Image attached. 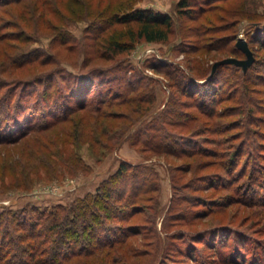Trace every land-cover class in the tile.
<instances>
[{
    "label": "trees",
    "instance_id": "16d2710c",
    "mask_svg": "<svg viewBox=\"0 0 264 264\" xmlns=\"http://www.w3.org/2000/svg\"><path fill=\"white\" fill-rule=\"evenodd\" d=\"M231 1H177L180 27H188L195 39L185 48L195 55L186 60L187 69L168 59L149 64L169 77V86L177 92L171 91L164 107L148 120L157 99L151 83L157 78L134 66H130L131 74L121 75L122 56L141 40H168L174 32L173 13L133 7L132 0H109L102 9L90 8L91 0H0V191L29 188L43 168L48 176H55L58 163L72 174L84 170L82 158L74 152L80 145L87 143L92 153L104 156L132 135L133 143L141 141L154 155L185 156L189 159L185 171L190 172L198 154H218L210 146H188L198 129L200 113L209 119L244 114L243 119L228 120L223 127L238 129L235 139H248L255 123L250 119L253 109H261L264 103V88L259 83L254 86L256 80L251 79L257 58L253 40L246 39L254 56L246 69L223 63L211 74L212 65L208 71L199 66L213 51L221 56L217 60L241 58L238 52L244 53L236 44L225 48L230 41L236 43L235 26L247 10L246 0L230 5ZM226 17L234 20L225 22ZM80 18L88 26L78 40L60 26ZM249 18L264 34V21L253 15ZM232 27L230 34L215 36ZM40 34L51 36V52L30 46ZM260 38L256 41L264 46V36ZM225 67L239 69L240 74L233 69L228 73L229 90L222 94L225 80L220 86L214 81ZM260 83L264 85V78ZM177 93L186 99L179 102L174 98ZM191 99L197 113L182 108L189 107ZM224 100L232 104L222 112L217 104ZM168 123L186 131L179 134L192 136L169 132ZM218 126L215 123L211 128ZM207 130L211 131L210 125ZM246 149L244 142L231 153L224 152L221 166L233 173L243 154H258ZM213 163L204 161L202 167ZM242 164L241 176L247 173L250 159ZM170 170H175L172 165ZM255 171L256 165L250 174ZM159 191V175L151 165L122 158L96 191L69 203L44 209H4L0 212V264H153V253L139 247L140 240L148 236L145 224L158 214ZM149 211L154 214L147 215ZM141 214L144 224L138 220ZM150 231L151 243L161 245L160 234L156 229Z\"/></svg>",
    "mask_w": 264,
    "mask_h": 264
},
{
    "label": "rangeland",
    "instance_id": "374dc122",
    "mask_svg": "<svg viewBox=\"0 0 264 264\" xmlns=\"http://www.w3.org/2000/svg\"><path fill=\"white\" fill-rule=\"evenodd\" d=\"M59 1L54 0V3ZM108 1L91 0L90 8L102 9ZM177 1L132 0L133 7L171 12L175 17L174 32L168 40L153 42L141 40L129 53L122 56L123 62L119 69L121 75L131 74L130 66H134L142 73L157 78V82L151 83L154 84L157 99L152 110L149 111L148 120L152 118V114L164 107L171 91L177 92L175 87L169 86L172 80L170 81L164 73L153 70L149 64L152 61L168 59L178 62L180 68L187 69L186 60L195 55L189 51V48H185L190 44L193 45L195 39L189 35L188 27L183 29L180 27L182 20H179L175 14ZM241 1L232 0L230 5L233 2L238 4ZM246 9V14L239 18L235 26L236 36L253 40L252 46L256 51L257 58L250 71L251 79L256 80L253 81L254 86L257 87L259 83L258 86L264 88V85L260 83V80L264 78V46L256 41L260 37L262 39L264 34L261 33L262 28L252 26L251 22L254 19L249 18L250 15H253L255 20L264 21V0H246ZM225 19V22L234 20L232 17ZM87 26V21L80 18L60 27L68 30L79 40L85 34ZM232 30H234L233 27L219 32L215 36L230 34ZM51 39L49 35L40 34L30 46L49 53L52 51ZM234 44H236L235 41H230L225 48ZM215 52H211V55L200 61L201 69L210 70L217 57H221L214 55ZM238 55L241 58L245 57L241 51L238 52ZM232 69L240 74L239 69L225 67L220 69L217 81H214L216 86H220L221 81L225 80L222 94L229 90L226 83L229 81L228 73ZM108 76H112V73H109ZM252 96L256 97L259 94L252 93ZM175 97L179 102L186 99L180 93H177ZM255 99L259 100V97ZM258 100L256 102H259ZM191 101L192 99L189 100V107L184 105L182 108L197 113L198 110L194 105H191ZM231 104V101L224 100L217 104V108L224 112ZM253 112L250 119L255 123L251 126L252 132L249 133L248 139L246 137L235 139L238 136L236 133L238 129H230L229 125H227L228 128L223 127L228 120L243 119L244 114L234 113L225 117L213 116L209 119L200 113L198 129L193 136L187 133L179 134L186 131H181L179 126L166 124L169 132L178 133L180 137L192 136L193 139H189L191 140L189 147L199 149L203 146H210L217 150L218 154L214 155H211L214 153L211 151L198 154L195 158L196 162L191 163L194 167L190 169V172L185 171L184 164H187L186 160H189L185 156L154 155L149 149L143 147L141 141L133 143L136 140L134 135L122 142L116 150H112L104 156L95 155L87 143L82 144L74 152L82 158L86 169L78 170L72 174L66 171L61 163H58L56 165L57 174L48 176L46 169L43 168L33 178L29 188L0 191V212L7 208L18 209L35 206L44 209L59 203H69L88 192L96 191L98 183L117 169L122 158L132 163L143 161L156 170L160 183V191L157 193L158 214L153 222L145 224L148 236L143 238V233L140 235L143 239L140 240L139 248L153 253L155 258L153 264H264V168H261L264 165V155H259L260 152H264V149L261 148V145L264 144V103L261 109L256 106ZM258 119L262 125H257ZM215 123H218L219 126L211 128ZM208 125H210L211 131L207 130ZM223 130L225 131L220 133ZM244 142L248 151L254 150L258 154H254L252 157L243 154L240 159L238 158L236 167H233V173H229L227 167L224 169L225 165L221 166L220 160L224 158V152L231 153L232 148L235 149L238 144ZM147 156L149 158L146 159ZM249 159L248 171L241 176V164H247ZM204 161L209 163L213 161L214 163L203 168ZM171 165L175 170H170ZM254 165H256V171L250 174L251 167ZM178 167L184 170H176ZM173 174L174 179L172 178ZM150 212L147 215L154 214V212ZM142 216L143 214L139 215L140 219L138 220L144 224ZM154 229L161 236V245L156 246L151 243L150 230ZM151 257L149 255V258Z\"/></svg>",
    "mask_w": 264,
    "mask_h": 264
},
{
    "label": "water",
    "instance_id": "95a60500",
    "mask_svg": "<svg viewBox=\"0 0 264 264\" xmlns=\"http://www.w3.org/2000/svg\"><path fill=\"white\" fill-rule=\"evenodd\" d=\"M236 45L245 53V57L237 58L234 56H228L219 59L213 63L211 74L214 72L217 66L223 63H234L236 65L241 66L243 69H246L252 63L254 56L252 50L248 46L246 39L239 36L236 40Z\"/></svg>",
    "mask_w": 264,
    "mask_h": 264
}]
</instances>
